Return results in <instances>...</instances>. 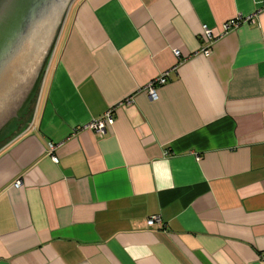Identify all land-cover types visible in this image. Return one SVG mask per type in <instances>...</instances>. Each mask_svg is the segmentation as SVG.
Segmentation results:
<instances>
[{"label": "crops", "instance_id": "1", "mask_svg": "<svg viewBox=\"0 0 264 264\" xmlns=\"http://www.w3.org/2000/svg\"><path fill=\"white\" fill-rule=\"evenodd\" d=\"M262 1L77 0L0 147V264H264Z\"/></svg>", "mask_w": 264, "mask_h": 264}, {"label": "water", "instance_id": "2", "mask_svg": "<svg viewBox=\"0 0 264 264\" xmlns=\"http://www.w3.org/2000/svg\"><path fill=\"white\" fill-rule=\"evenodd\" d=\"M72 3L0 0V91L9 88L6 104L13 105L0 130L32 104L59 26L62 30L64 14Z\"/></svg>", "mask_w": 264, "mask_h": 264}, {"label": "built area", "instance_id": "3", "mask_svg": "<svg viewBox=\"0 0 264 264\" xmlns=\"http://www.w3.org/2000/svg\"><path fill=\"white\" fill-rule=\"evenodd\" d=\"M264 4V0L262 1ZM254 15L249 16H243L242 14H237L235 17L231 18L223 25V31H228L232 28H236L242 23L253 21ZM202 37L205 40V43L208 45L206 48H203L201 52L205 55H208L210 53V46L212 42L218 37V35L214 34L213 30L206 25H203L202 27ZM174 53L176 56H179L180 52L179 50H174ZM168 78V72H164L157 76L156 78L149 81L147 84L142 86L140 88V91L145 92L150 98H156L157 97V87L160 85H163L166 83ZM130 97L125 98L124 103H129ZM114 121V115H113V107L106 110L102 116L99 118H96L94 120H91L86 126L92 130H94L97 133H105L106 129L112 125ZM56 161V158H54ZM17 182L16 184H18ZM160 217L159 216H151L147 220L148 226H153L155 223H159Z\"/></svg>", "mask_w": 264, "mask_h": 264}, {"label": "rangeland", "instance_id": "4", "mask_svg": "<svg viewBox=\"0 0 264 264\" xmlns=\"http://www.w3.org/2000/svg\"><path fill=\"white\" fill-rule=\"evenodd\" d=\"M76 2H77V0H73V3L71 4V7H70L69 11L67 10L68 13L65 12L64 17H63V20L65 19L66 14H67V16H66V19H65V22H64L63 28H64L65 24H66L67 22L70 21V19H71V17H72V14H73V11H74V8H75L73 5H74ZM72 6H73V7H72ZM63 28H62V30H61V25L59 26V29H58L57 35H56V37H55V40H54L53 46H52V48H51V51H50V54H49V57H48L47 63H46V65H45V68H44V71H43V74H42V77H41V81H40V84H39V88L37 89V94H36V96L32 99V104H31V105H28V106L26 107V109H24L22 112H20L19 115H18L17 117H14V118L11 120L10 124H9L7 127H5L4 129H1V130H0V134H3L4 132L7 133V137H4L5 139H3V140H5V141H1V142H0V147H1L5 142H8V141H9L14 135L20 133V132L25 128V126L28 124L29 119H30V117H31V115H32V112H33V109H34V105H35L36 99H37V97H38V93H39L40 87H41V85H42V82H43V79H44V76H45V73H46L47 69L50 67L49 65H51V62H52V59H53V56H54V54H55V50H56L55 48H56V46H57V42H58V40L60 39V36H61V34H62V31H63ZM60 32H61V33H60ZM59 34H60V35H59ZM17 123L20 124V125H18ZM10 126H12V128L9 129ZM8 134H10V135H8Z\"/></svg>", "mask_w": 264, "mask_h": 264}, {"label": "flooded vegetation", "instance_id": "5", "mask_svg": "<svg viewBox=\"0 0 264 264\" xmlns=\"http://www.w3.org/2000/svg\"><path fill=\"white\" fill-rule=\"evenodd\" d=\"M8 87H10V86H8ZM8 89L7 90L3 89L0 91V112H1V114H3L1 117L2 119H0V126L10 117L11 113L9 114V111H10V109L13 108V105H11L10 103L6 104L8 93H9Z\"/></svg>", "mask_w": 264, "mask_h": 264}]
</instances>
